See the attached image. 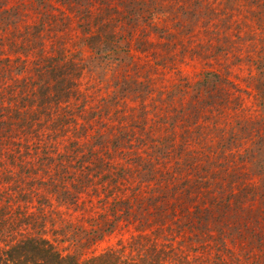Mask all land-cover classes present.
<instances>
[{"label": "trees", "instance_id": "1", "mask_svg": "<svg viewBox=\"0 0 264 264\" xmlns=\"http://www.w3.org/2000/svg\"><path fill=\"white\" fill-rule=\"evenodd\" d=\"M0 264H264V0H0Z\"/></svg>", "mask_w": 264, "mask_h": 264}, {"label": "rangeland", "instance_id": "2", "mask_svg": "<svg viewBox=\"0 0 264 264\" xmlns=\"http://www.w3.org/2000/svg\"><path fill=\"white\" fill-rule=\"evenodd\" d=\"M245 76V70H240L235 68H231V73H230V77L232 79L235 80V78H237V81L242 84L243 86H245V82L243 81V78ZM116 242V239L113 238L111 239L109 242H104L102 244H100L97 248H96V252H100L103 249H105L108 245H113Z\"/></svg>", "mask_w": 264, "mask_h": 264}]
</instances>
